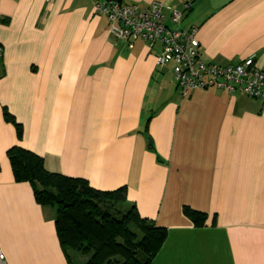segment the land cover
I'll list each match as a JSON object with an SVG mask.
<instances>
[{
    "label": "crops",
    "instance_id": "0c3cea01",
    "mask_svg": "<svg viewBox=\"0 0 264 264\" xmlns=\"http://www.w3.org/2000/svg\"><path fill=\"white\" fill-rule=\"evenodd\" d=\"M123 1L189 2L180 27L197 28L203 61L253 56L264 72V0ZM107 29L90 0H0V264L86 260L68 262L54 208L14 181V145L95 189L125 186L138 214L167 230L150 264H264V101L215 89L182 98L171 67L156 66L159 46L130 49ZM183 207L205 213V226Z\"/></svg>",
    "mask_w": 264,
    "mask_h": 264
},
{
    "label": "trees",
    "instance_id": "16d2710c",
    "mask_svg": "<svg viewBox=\"0 0 264 264\" xmlns=\"http://www.w3.org/2000/svg\"><path fill=\"white\" fill-rule=\"evenodd\" d=\"M2 116L20 140L21 124L5 108ZM6 157L14 181L28 183L38 205L54 208L56 237L68 262L73 252L86 258L84 264H150L160 250L167 230L138 214L126 199L125 186L102 191L85 179L50 172L42 157L17 145L6 151ZM182 211L195 228L205 226V213L188 207Z\"/></svg>",
    "mask_w": 264,
    "mask_h": 264
},
{
    "label": "built area",
    "instance_id": "2783aa9c",
    "mask_svg": "<svg viewBox=\"0 0 264 264\" xmlns=\"http://www.w3.org/2000/svg\"><path fill=\"white\" fill-rule=\"evenodd\" d=\"M94 12L106 18L108 35L133 48L138 41L159 46L156 66H170L176 90L182 98L194 90H222L264 101V72L249 56L233 65L221 66L202 60L195 27L181 28L186 2L181 10L153 1L145 7L123 0H90ZM2 48L0 46V57ZM4 254L0 249V262Z\"/></svg>",
    "mask_w": 264,
    "mask_h": 264
},
{
    "label": "rangeland",
    "instance_id": "374dc122",
    "mask_svg": "<svg viewBox=\"0 0 264 264\" xmlns=\"http://www.w3.org/2000/svg\"><path fill=\"white\" fill-rule=\"evenodd\" d=\"M71 253H73V252H71ZM79 256V255H78Z\"/></svg>",
    "mask_w": 264,
    "mask_h": 264
},
{
    "label": "water",
    "instance_id": "95a60500",
    "mask_svg": "<svg viewBox=\"0 0 264 264\" xmlns=\"http://www.w3.org/2000/svg\"><path fill=\"white\" fill-rule=\"evenodd\" d=\"M150 143V142H149Z\"/></svg>",
    "mask_w": 264,
    "mask_h": 264
}]
</instances>
